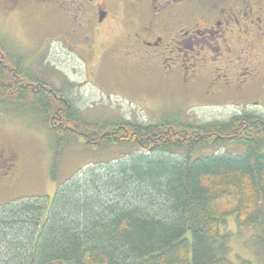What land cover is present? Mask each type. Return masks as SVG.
<instances>
[{
	"label": "trees",
	"instance_id": "trees-1",
	"mask_svg": "<svg viewBox=\"0 0 264 264\" xmlns=\"http://www.w3.org/2000/svg\"><path fill=\"white\" fill-rule=\"evenodd\" d=\"M2 52L9 68L0 64V102L30 110L53 134V169L62 147L79 140L183 157L116 165L104 184L115 196L102 195L96 182L70 181L51 198L7 202L0 207V264H234L231 233L221 230L230 215L237 227L253 228L255 256L264 264V117L244 112L205 124L169 117L150 124L88 121L0 44ZM228 142L243 144L244 152L191 159L200 147Z\"/></svg>",
	"mask_w": 264,
	"mask_h": 264
},
{
	"label": "rangeland",
	"instance_id": "rangeland-1",
	"mask_svg": "<svg viewBox=\"0 0 264 264\" xmlns=\"http://www.w3.org/2000/svg\"><path fill=\"white\" fill-rule=\"evenodd\" d=\"M258 1L264 9V0ZM9 8H12L11 0L0 4V44L8 52L21 56L22 65L37 78L60 90L88 121L150 124L169 117L205 124L225 121L244 112L264 117V76L262 86L246 88L247 92L231 89L225 95L212 96L202 94L206 89H201L200 93L190 88L187 92L174 84L176 78L167 82L160 77L150 79L134 71L115 70L108 66L107 60L87 57L85 51L78 50L76 54L69 49L67 41L60 39L68 35L67 21L60 15L50 14L43 25H37L31 18L32 12H7ZM262 51V45L258 44L254 52L260 55ZM0 149L4 154L13 153L19 167L17 178L4 197L22 200L34 196L51 198L59 186L70 181H78L83 186L96 182L102 195L115 196L114 187L106 188L104 184L117 171L116 165L122 163L130 167L134 160L144 157L173 160L183 157L180 151L148 152L126 143L94 147L79 140L62 147L58 165L53 169V134L30 110L1 102ZM243 152V144L228 142L200 147L191 154V159ZM221 230L231 233L228 257L234 264L242 261L260 264L255 256L253 228L237 227L234 216L230 215Z\"/></svg>",
	"mask_w": 264,
	"mask_h": 264
},
{
	"label": "flooded vegetation",
	"instance_id": "flooded-vegetation-1",
	"mask_svg": "<svg viewBox=\"0 0 264 264\" xmlns=\"http://www.w3.org/2000/svg\"><path fill=\"white\" fill-rule=\"evenodd\" d=\"M11 1L7 12H32L37 25H43L50 14L60 15L68 28V35L60 39L67 41L69 49L107 60L115 70L166 82L176 78L174 84L187 92L206 89L202 94L207 96L262 86L264 9L258 0ZM258 44L263 48L260 55L254 52ZM4 55L0 53V64L8 71ZM14 55L22 65L21 56ZM3 151L0 207L17 198L4 196L19 172L15 155Z\"/></svg>",
	"mask_w": 264,
	"mask_h": 264
}]
</instances>
